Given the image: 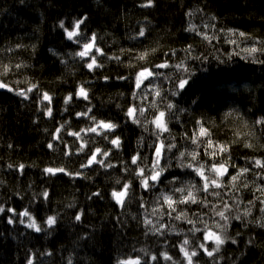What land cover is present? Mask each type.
I'll list each match as a JSON object with an SVG mask.
<instances>
[{
  "label": "trees",
  "instance_id": "trees-1",
  "mask_svg": "<svg viewBox=\"0 0 264 264\" xmlns=\"http://www.w3.org/2000/svg\"><path fill=\"white\" fill-rule=\"evenodd\" d=\"M253 47L264 49V0H0V264H189L182 247L192 264H264V51ZM144 69L153 75L137 87ZM161 144V178L142 187ZM205 177L220 186L205 190ZM126 184L121 205L112 192ZM189 191L196 202L181 203ZM25 211L41 231L21 223Z\"/></svg>",
  "mask_w": 264,
  "mask_h": 264
},
{
  "label": "snow or ice",
  "instance_id": "snow-or-ice-1",
  "mask_svg": "<svg viewBox=\"0 0 264 264\" xmlns=\"http://www.w3.org/2000/svg\"><path fill=\"white\" fill-rule=\"evenodd\" d=\"M151 2H152V0H149V5L151 4ZM82 23H83V20L77 21L75 23L74 28H73L72 31H68L67 29H65V31H66L67 36H68L69 39H72L74 36L77 35V30L79 29L80 24H82ZM60 26L61 27H64L63 22H61V25ZM189 30H194V26L190 27ZM143 34H144L143 33V30H141L140 35L142 36ZM240 35L243 36L244 33H240ZM92 39L94 41L95 40V36H93ZM92 47H93V44L91 42L84 44L83 45L84 51H81V52L77 53V55H79L81 58L85 57L86 55H88V53H89V51L91 50ZM97 51L99 52L100 50L97 49ZM245 51L248 52L249 54H251V53H255L257 51H264V49H257L255 47H253V48H250V49H245ZM140 58L143 59L144 56L142 55ZM94 65H96L95 57H93L92 62L89 63L87 66H88L89 69H92ZM17 67H19V65H17ZM157 67H167V65L161 64V65H158ZM152 75H153V72H151L148 69H144L140 73H138L137 74V87L140 86V84L142 83V80L143 79H147L149 76H152ZM186 84H187V80L181 79L180 80V83H179V87L180 88H183ZM6 87H7V85H5L3 83H0V88H6ZM32 87L34 88L35 85H33ZM8 90L11 91L12 89L9 88ZM27 91H29V92L32 91V88H29ZM18 94L19 95H24L25 98H27L26 93L23 92V91L19 92ZM173 94H175V93H173ZM77 95L78 96H82L84 99H87L88 98L87 92H86V90L83 87H81L78 90ZM43 100H47V101L51 102V97L47 93H44L43 94ZM69 100H71V96H69V97H67L65 99V103H68ZM167 107H168L169 110H171L172 107H173V105L172 104H168ZM51 111H52L51 108H48L46 114L47 115H51ZM89 111H91V109H89ZM135 111L136 110L134 108H129L127 115L129 117H134ZM86 114L87 113H82V114H78V115H86ZM141 114H143V109H141ZM164 117H165V113L163 111H161V112H159V115L155 118V120L153 121V123L156 124V127L161 132L167 131V127H166V124L164 122ZM134 122H136V121H134ZM98 126L103 127L105 129H113V128L116 127V125H114V124L105 123L103 121H100ZM89 131L96 132L97 131V128L96 127H93L91 129H89ZM57 132H59V129H57ZM74 135H77L78 136L79 133H74ZM206 135H208L207 129L201 127L200 130H199V136H206ZM198 139H199L198 136L197 137H194L192 142L193 143H196ZM111 143L113 145L118 146L119 145V138L113 139L111 141ZM245 146L246 147H252V145H250V144H246ZM49 147L51 148L52 145L49 144ZM169 147H171V145ZM207 147L208 148H212L213 147V144H212V141L211 140H208L207 141ZM217 147L219 148L220 152H227L228 151V147L227 146L218 145ZM162 148H163V145L162 144L159 145L156 148V152H155L156 159H155V161L153 163V172H152V175L150 177H144L141 180L142 187L147 188L149 186L148 185V180L149 179H151L152 181L158 180V178L160 176V173L163 171V169H161V168L158 167V165H159V158H160L161 153H162ZM96 152L97 153H100L101 150L99 148H97L96 149ZM102 154L104 156H107L108 155L107 152H104ZM183 155L184 154L181 153V156H183ZM191 155H192V159L195 160L196 159V156H197V153L194 152ZM211 155H217V152H212ZM136 160H137V158L136 157H133L132 162L133 163H136ZM94 161H96V155L95 154L92 155L91 159L89 160V164L93 163ZM96 162L103 164V161H96ZM255 166L264 168V163H262L260 160H257V161H255ZM20 167L23 168V165H21ZM188 167H191V165H188ZM202 168H203V166L201 165V167L195 169V171L197 172L198 175H200V176L203 177L204 176V173L202 171ZM57 171H64V170L63 169H52V168L45 169V172L52 173V174H55V172H57ZM211 171L214 172L217 176H221V175H223L227 171V167L225 166V164H220L219 166H215L214 165L212 167ZM248 171H250V169H248V168L241 169L240 172L237 173L236 176H233L232 177V180L233 181H236L239 176H242L244 173H246ZM139 175L140 176H143V169L140 170ZM205 181H206L205 182V185H204V189L205 190L208 189L209 183H211L215 187H219L220 186L219 183L215 179H213L211 181H208L207 177H205ZM244 186L247 187V185H244ZM127 189H128V185L126 184V185H124V189L122 191H119V192L113 191L112 192V196H113L114 199H116V201H117L118 204H121L122 205L124 203V197L127 195ZM177 191H184V190L183 189H177ZM258 191H261L262 193H264V188L258 189ZM44 196L47 197V193L46 192L44 193ZM164 200L168 204V207L169 208H172L173 211H175V209L173 208L174 201H172L171 197L165 196L164 197ZM187 201H191L193 203L196 202V198L193 196V194H192L191 191H189L187 193V196L185 197V199L182 200V201H180V202L183 203V202H187ZM261 203H264V201H261ZM227 207H228V205H225V208H227ZM3 211H4L3 207H0V212H3ZM9 211H13V210L12 209H9ZM262 211H264V209H262ZM217 214L222 219L227 220V217L225 216L224 212H218ZM247 214L248 213H246V215ZM21 215L22 216H29V213L27 211H25V212L21 213ZM180 218H181V216H177L176 217V219H180ZM239 218H240L239 216L236 217V219H239ZM29 219H30V222L28 223L27 226L29 228L35 229L37 232L41 231V228L36 224L35 220H32L30 216H29ZM76 219L79 220L80 217L77 216ZM55 222H56L55 217H51V216L48 217L47 220H46V223H47V225L49 227H51L52 225H54ZM191 222L192 221H189V223H191ZM9 223H12V219H9ZM21 223H23V221H21ZM146 223H151V222L150 221H146ZM261 226L264 227V225H261ZM161 227H163V226H161ZM216 227L219 228V227H221V225L217 224ZM204 238L206 240L207 239L214 240V242L216 244L215 251H219L220 245L224 243V238H222L220 235H218V234H216L214 232H211L210 230L205 234V237ZM232 242L233 243H236L235 240H232ZM188 243H189L188 240H184L183 241V245H188ZM201 247L203 248L204 246L201 245ZM181 251H184L185 256L189 260V264H192L191 258L196 255V252L193 251V252L189 253L183 247L181 248ZM205 251H207V249H205ZM208 255L211 256L212 255V252L211 251H208ZM166 258H168V257H166ZM153 259H155V257H153ZM121 264H138V261H123V262H121Z\"/></svg>",
  "mask_w": 264,
  "mask_h": 264
},
{
  "label": "rangeland",
  "instance_id": "rangeland-1",
  "mask_svg": "<svg viewBox=\"0 0 264 264\" xmlns=\"http://www.w3.org/2000/svg\"><path fill=\"white\" fill-rule=\"evenodd\" d=\"M30 216V215H29ZM29 216H27L28 217V219H29ZM25 216H23V218H24ZM31 217V219H32V216H30ZM32 220H35L34 218L32 219ZM22 221H23V223L25 224V225H28V223L30 222V219H29V221L28 220H23L22 219ZM36 222V221H35ZM37 224V223H36ZM31 229H33V228H31ZM33 230H35V229H33ZM36 231V230H35Z\"/></svg>",
  "mask_w": 264,
  "mask_h": 264
},
{
  "label": "bare ground",
  "instance_id": "bare-ground-1",
  "mask_svg": "<svg viewBox=\"0 0 264 264\" xmlns=\"http://www.w3.org/2000/svg\"><path fill=\"white\" fill-rule=\"evenodd\" d=\"M160 178H161V173H160V176H159L158 180H160ZM158 180H156V181H152V180L150 179V183L153 184V185H156V184L158 183Z\"/></svg>",
  "mask_w": 264,
  "mask_h": 264
}]
</instances>
